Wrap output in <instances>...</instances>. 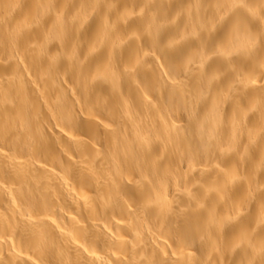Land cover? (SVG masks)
Masks as SVG:
<instances>
[{
	"label": "bare ground",
	"instance_id": "obj_1",
	"mask_svg": "<svg viewBox=\"0 0 264 264\" xmlns=\"http://www.w3.org/2000/svg\"><path fill=\"white\" fill-rule=\"evenodd\" d=\"M0 264H264V0H0Z\"/></svg>",
	"mask_w": 264,
	"mask_h": 264
}]
</instances>
